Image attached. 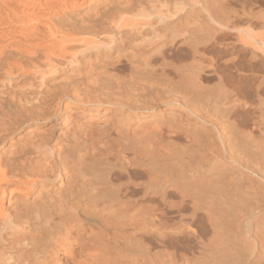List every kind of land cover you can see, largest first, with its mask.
Segmentation results:
<instances>
[{
	"label": "bare ground",
	"instance_id": "6f19581e",
	"mask_svg": "<svg viewBox=\"0 0 264 264\" xmlns=\"http://www.w3.org/2000/svg\"><path fill=\"white\" fill-rule=\"evenodd\" d=\"M0 264H264V0H0Z\"/></svg>",
	"mask_w": 264,
	"mask_h": 264
}]
</instances>
